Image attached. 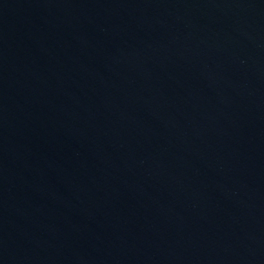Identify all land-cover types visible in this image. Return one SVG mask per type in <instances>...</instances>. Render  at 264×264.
<instances>
[{"label":"water","instance_id":"obj_1","mask_svg":"<svg viewBox=\"0 0 264 264\" xmlns=\"http://www.w3.org/2000/svg\"><path fill=\"white\" fill-rule=\"evenodd\" d=\"M0 264H264V0H0Z\"/></svg>","mask_w":264,"mask_h":264}]
</instances>
